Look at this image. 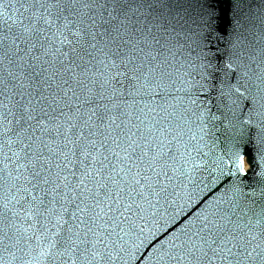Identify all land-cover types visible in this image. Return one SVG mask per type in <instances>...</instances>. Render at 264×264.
<instances>
[{"label": "snow or ice", "instance_id": "snow-or-ice-1", "mask_svg": "<svg viewBox=\"0 0 264 264\" xmlns=\"http://www.w3.org/2000/svg\"><path fill=\"white\" fill-rule=\"evenodd\" d=\"M0 264H264V0H0Z\"/></svg>", "mask_w": 264, "mask_h": 264}]
</instances>
